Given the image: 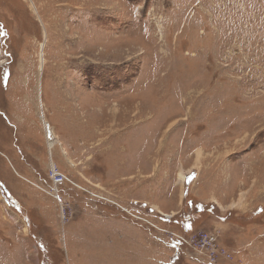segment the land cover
<instances>
[{
	"label": "rangeland",
	"instance_id": "1",
	"mask_svg": "<svg viewBox=\"0 0 264 264\" xmlns=\"http://www.w3.org/2000/svg\"><path fill=\"white\" fill-rule=\"evenodd\" d=\"M34 1L38 12L0 0V264H264V0ZM75 82L74 97L63 96ZM94 93L110 102L90 107ZM43 117L50 146L58 141L52 154ZM25 137L43 140L50 166L111 199L142 206L162 189L165 212L153 201L156 213L114 220L69 183L67 220L50 195L43 214L20 204L8 185L29 179L13 162ZM112 220L144 230L156 253L126 254Z\"/></svg>",
	"mask_w": 264,
	"mask_h": 264
},
{
	"label": "crops",
	"instance_id": "2",
	"mask_svg": "<svg viewBox=\"0 0 264 264\" xmlns=\"http://www.w3.org/2000/svg\"><path fill=\"white\" fill-rule=\"evenodd\" d=\"M59 138H60V136H59ZM56 142H58V141H56ZM56 142H55V144H56ZM55 144H53V146L51 147L50 144L48 143V148H49V151L51 152V154H52L51 149L54 147ZM21 148H22V151L25 152V154L23 153L25 158L24 157H17L14 155L13 156V162L15 164V167L17 168L19 175L21 177H24V178L28 177L29 178L28 180H30L31 182L27 183L28 180H27V182L23 180L22 182H19L17 184L12 183V184H9L8 186H9L10 191L13 193V197L16 198V200L20 204L21 203L23 205L26 204L27 206H29L30 208H34L35 210L40 208V213L43 214L45 212V207L43 205H45V203L47 201L52 202V200L48 199L47 198L48 194H46V192L44 193V191L41 190L40 188H38L36 186V184H39V185L44 184L45 185L48 182V178H47L48 176L47 175H48V172L50 169L49 157L47 156V153L44 149L45 147L43 145V140L37 139V141H35V140L28 139L25 137V141L22 144ZM65 151L67 153L65 155H68L67 149ZM25 179H27V178H25ZM0 180L3 182V184L5 183L1 178H0ZM29 184H32L33 186L29 185ZM152 192L156 193L155 196L152 195L153 196L152 201L146 200L145 203L142 204V206H140V204H138L132 200H129V201L123 200L122 201L121 198H117L116 196H115V199L120 203V205H122L123 207H126L127 209H129L133 213L135 212L136 208L141 210L142 207L149 208L150 213H156V211H155L156 209L151 206V205H153L154 202L159 207V210H161V212H165L164 208L166 207V205L164 203L163 190L162 189L160 190V194L158 192V189L155 191H152ZM66 194H67V192H66ZM45 195H47V196H45ZM69 198L72 200L71 197H69ZM213 198L216 199L218 202L221 201V200H219V198L215 197V195L213 196ZM85 199H87L88 201H86L84 203H90L91 205H93L94 209L100 210L101 209L100 204H105V207H110V208L114 209V212L110 213L111 214L110 217L111 218L114 217V220L128 221L129 219H132V215H130L129 212L125 211L123 208L118 207L119 205H117V204L107 203L106 201H102V200H99L96 198L90 199L89 197H86ZM74 202H76V201L74 200ZM108 204H110V205H108ZM177 211H178V209L177 210L173 209V211L171 210V212L174 214ZM159 219L162 221H167V222L171 221V219L170 220L166 219L162 215L159 217ZM114 220H112V222H110V229L109 230L111 233H114V235L116 236V241L118 239H120V240L124 239V238L127 239L128 243L126 244V246H125L124 241H122L120 244L122 249H124V248L126 249V251H127L126 254L128 252H130V253H133L136 255V251L138 250V247L141 248V252H142L141 256H144L146 251H149V250H151L152 252L157 251L158 248H156V245H154L152 242H150L146 235L144 236V234H145L144 230H141L138 228H133L132 225L126 226L125 224L124 225L119 224V223H117V221L114 222ZM181 225H183L185 230H191V229H193V225H194L193 219H192V221L190 219L188 221L186 220V222L184 224H181ZM80 229H79V231H80ZM79 231L76 235L77 237H76V241H75V249L76 250L78 249V245H79V242H78ZM124 233L126 236L123 235ZM150 233L157 240L162 241L165 239L163 237H158V235L153 233V232H150ZM134 240L140 246L135 245ZM178 244H179V241H178ZM124 254H125V251H124Z\"/></svg>",
	"mask_w": 264,
	"mask_h": 264
},
{
	"label": "built area",
	"instance_id": "3",
	"mask_svg": "<svg viewBox=\"0 0 264 264\" xmlns=\"http://www.w3.org/2000/svg\"><path fill=\"white\" fill-rule=\"evenodd\" d=\"M48 182L45 185H39L36 184V186L38 188H40L41 190H43L44 192H46L48 195L52 196L53 198H55L58 202L59 205L61 207V217L64 220L68 219V215H67V205H68V201L66 200V197L64 198L61 195L60 192V187L62 185H66L67 183L81 189V190H86L87 192H89L93 197H95L96 199L99 200H106L109 201L113 204H117L119 205L121 208H123L125 211L130 212L131 211L129 209H127L126 207H123L122 205H120V203L115 199V198H110L108 195H105L103 192H94L91 191L89 189H86L85 187L81 186L80 184H78L76 181H74L68 174H66L64 171H62L60 169V167L58 166L57 163L52 162L49 172H48ZM166 219H171L172 216H170L169 214L164 216ZM170 237H173L174 239L178 240L180 243L183 244V237L179 234H172ZM216 235L213 233H205L203 236V240L205 242L208 243H213L216 240ZM208 263L210 264H216V259L215 258H211Z\"/></svg>",
	"mask_w": 264,
	"mask_h": 264
},
{
	"label": "bare ground",
	"instance_id": "4",
	"mask_svg": "<svg viewBox=\"0 0 264 264\" xmlns=\"http://www.w3.org/2000/svg\"><path fill=\"white\" fill-rule=\"evenodd\" d=\"M30 2H31V5H32V7L35 9V11H37L38 12V9H37V6L35 5V1L34 0H29ZM40 17V19L42 20V18H41V16H39ZM72 30H73V32L74 31H76V30H74V28H67L66 30H63V28H61L60 29V32H59V30H58V34H59V36L60 35H64V34H66V33H68L69 31H71L72 32ZM78 34V33H77ZM74 35V34H73ZM79 35V34H78ZM83 35V34H82ZM60 38V37H59ZM58 38V39H59ZM80 38V37H79ZM79 38H76V39H79ZM57 39V40H58ZM73 39V38H72ZM66 40V39H65ZM49 40H48V36H47V34H46V36H45V39H44V41L42 42V46H41V65H40V71H41V73H43V71H44V68H45V64H46V58H45V47H46V45L48 44L47 42H48ZM67 41V40H66ZM95 42V45H103V41H94ZM100 43H102V44H100ZM92 45L91 43H90V41H89V43H88V45ZM106 44H108V43H105L104 42V45H106ZM83 46H85V44L83 45ZM83 46L81 47V49L83 48ZM92 46H94V45H92ZM110 46V47H109ZM108 47L109 48H111V47H113V45L110 43L109 45H108ZM80 49V50H81ZM87 50V49H86ZM93 52V51H92ZM74 53V52H73ZM76 53V52H75ZM86 54V53H85ZM84 54V55H85ZM100 55V54H99ZM88 56V55H87ZM84 57V56H83ZM96 60V59H95ZM98 60H100V59H98ZM107 61V60H106ZM56 80H57V77H56ZM62 80V79H61ZM67 80V79H66ZM250 80V79H249ZM76 83L77 82H75V83H72V86H71V89L70 88H68L69 90H67V88H66V90H64L65 91V95L63 94V92L64 91H62V95L63 96H66V97H68V96H70V97H74V95H73V93H72V91H78L77 90V86L78 85H76ZM197 83V82H196ZM57 84H58V86H59V88H61V86H60V84L58 83V81H57ZM66 86V85H65ZM68 86V85H67ZM63 88V87H62ZM82 91V90H81ZM80 94V93H79ZM95 95H98L97 93H94V96H93V94H91L90 96H92V99H90L89 97V101L91 100V106L90 107H92L93 106V104H95L94 106H96L97 104H98V102H99V104H100V108L102 107L101 106V103H107V102H110V100H108V99H105L104 101H101V100H97L96 98H94V100H95V102H93V97H96ZM61 100V102H62V99H60ZM59 100V101H60ZM64 100V99H63ZM128 103V102H127ZM141 103V102H140ZM70 104H72V103H70ZM81 106H82V104H80ZM104 105V104H103ZM95 108H97V107H95ZM122 108V107H121ZM86 109V111L85 112H87V110H88V108L86 107L85 108ZM111 114L112 115H115L117 112H118V106H117V103L116 104H114L112 107H111ZM76 115V116H75ZM74 116L76 117V118H78V114L76 113ZM78 119H80V118H78ZM43 121H45V125H46V132H47V137H48V139L50 140L49 142V144L51 145L52 144V142L54 141V138L56 137V136H54V134H53V130H52V127L50 126V125H48L47 124V121L45 120V118L43 117ZM85 124H86V122H85ZM89 127V126H88ZM53 140V141H52ZM64 154H66V151L64 150ZM202 156V150H198V152H197V158H198V160L200 159V157ZM187 175V173H185V172H181V174H180V182L183 184V182H184V179H185V176ZM155 208H157V206H154ZM159 212H161V210H159Z\"/></svg>",
	"mask_w": 264,
	"mask_h": 264
},
{
	"label": "trees",
	"instance_id": "5",
	"mask_svg": "<svg viewBox=\"0 0 264 264\" xmlns=\"http://www.w3.org/2000/svg\"><path fill=\"white\" fill-rule=\"evenodd\" d=\"M186 215H187V214H186L185 212L180 214V217H181V218L179 217V218L181 219L180 222L183 223L184 220L188 218ZM180 219H177V221H179ZM182 223H181V224H182Z\"/></svg>",
	"mask_w": 264,
	"mask_h": 264
},
{
	"label": "flooded vegetation",
	"instance_id": "6",
	"mask_svg": "<svg viewBox=\"0 0 264 264\" xmlns=\"http://www.w3.org/2000/svg\"><path fill=\"white\" fill-rule=\"evenodd\" d=\"M1 193V192H0ZM0 196H1V194H0ZM43 249H44V247H43ZM45 264H47V263H45Z\"/></svg>",
	"mask_w": 264,
	"mask_h": 264
}]
</instances>
